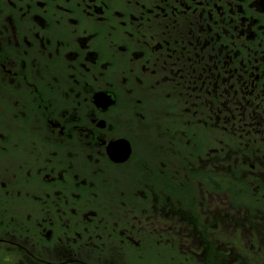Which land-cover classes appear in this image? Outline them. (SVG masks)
Segmentation results:
<instances>
[{
	"label": "flooded vegetation",
	"instance_id": "obj_1",
	"mask_svg": "<svg viewBox=\"0 0 264 264\" xmlns=\"http://www.w3.org/2000/svg\"><path fill=\"white\" fill-rule=\"evenodd\" d=\"M225 230L262 245L264 0H0V262L229 264Z\"/></svg>",
	"mask_w": 264,
	"mask_h": 264
},
{
	"label": "rangeland",
	"instance_id": "obj_2",
	"mask_svg": "<svg viewBox=\"0 0 264 264\" xmlns=\"http://www.w3.org/2000/svg\"><path fill=\"white\" fill-rule=\"evenodd\" d=\"M256 241H262L260 248H251L252 235L250 233H242L236 241L238 245H233L231 240L235 234L230 230H225L223 234V257L227 259L229 264H232L233 257L236 260L233 264H264V233L256 234ZM179 257L178 253L176 254ZM0 264H3L0 262Z\"/></svg>",
	"mask_w": 264,
	"mask_h": 264
}]
</instances>
